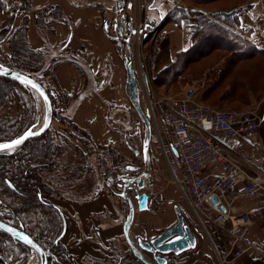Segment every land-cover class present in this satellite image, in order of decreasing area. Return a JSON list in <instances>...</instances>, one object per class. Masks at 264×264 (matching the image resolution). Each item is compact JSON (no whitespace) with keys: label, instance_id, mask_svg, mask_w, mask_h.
<instances>
[{"label":"rangeland","instance_id":"374dc122","mask_svg":"<svg viewBox=\"0 0 264 264\" xmlns=\"http://www.w3.org/2000/svg\"><path fill=\"white\" fill-rule=\"evenodd\" d=\"M71 1L98 3L106 1V10H108V14L111 13L108 0ZM145 1L147 4L144 7L142 6V12L132 16L133 19L136 17L137 23L141 26L145 21L151 23L150 20H156V18L152 17L149 13L150 9L148 8L149 5L150 7H154L156 3H154L153 0ZM201 1L202 3L193 0H176L175 3H172L168 0H158L157 5H161L165 10L164 19L162 21L160 20L162 23L157 25L156 31L150 33L145 40H140V35L133 32L131 36L132 61L140 88V102L144 110H146L148 102L147 91L146 88L143 87L142 79L140 78V74H142L141 68H139L141 60L145 63L151 89H154L156 93L161 95H171L174 98L178 97L187 85L203 83L204 79V88L199 95L204 103L212 104L216 107L249 109L252 106L250 105L248 97L249 91L253 92L257 100L264 95V53L252 54L245 57L244 55L249 53L250 50H253L252 46L245 44L243 38L242 40H235L234 36L232 39L236 42L235 46L238 47V53L241 55H235L230 49L223 46V43L218 41L210 43L209 45L204 43L188 56L186 55L187 57L183 54L181 55V51L178 52L173 61L175 59L178 60L177 67H182V71L179 72V75L173 76L172 79L170 78L171 76H167L168 73L166 71H164V73L162 72L160 75L158 73L157 76H159L160 81L156 83L155 79L157 76L153 77L154 68H158L162 63L167 61L170 55V50L165 49V52H163L161 49L163 34L160 35L159 33L165 26L164 22L171 20L174 16L182 18L184 13L182 11L187 9L185 10L188 13L187 17L195 15L192 20V23H194L199 14L204 12L202 9L197 10L196 8L208 10L230 9L232 6L246 3L251 0ZM209 18L218 21L215 17ZM105 20L112 22L113 17L105 18ZM218 23L231 29L230 26L221 21ZM147 29L149 30L150 27ZM113 32L114 31L111 29V34H109L114 35ZM123 32L125 31L123 30ZM237 33L239 34V32ZM239 35L241 36V34ZM121 37L113 40L117 50V58L116 62L113 64V70L116 73L118 70L124 69V76L122 77L120 74L121 72L118 71L116 73V79L114 80L113 78L111 80V84L114 85L119 76L120 91L116 97L118 98L117 103H111L109 105L111 106L109 118L111 121V128L113 129V139L106 144H97L92 138L89 130L87 131L90 135L85 129L83 132H80L73 126L72 123L74 122L72 118H70L71 98L58 88L54 82L53 69L59 55H49L48 52L40 61L26 63L25 60H23L25 57L20 56L14 48H9L10 55L8 53L5 56L4 53H0V62L2 64L9 67L11 66L15 69L25 68V70H28L29 74L38 80L46 90L48 89L50 93L53 105V118L48 130L43 133L44 135L42 134L43 136H40L41 138H50L54 145L60 147L61 153L59 161L53 171H42V175L46 181L48 180L51 182L49 185L51 190L44 198L58 205L68 221V231L60 240V244L62 245L64 243L67 244L68 239L71 237L70 231L74 229L75 224H73V227L72 224H70L74 216V209L78 208V210L86 213L90 210L91 205L96 207L97 202H99L97 201L91 205L88 203L89 210L85 209L86 207L84 205L77 206L86 198L98 195L104 198V195L106 197L108 195L112 196L110 197L112 200H121L123 203V213L120 222L124 224L130 210V205L126 198L121 196L123 192V185L119 183L123 177L121 173H131V166L141 170L145 169L142 147L147 131L126 92L125 81L127 74L123 57L125 54H129V48ZM163 40L168 44L167 38ZM61 46L62 44H60V47ZM29 51L30 49H28L27 52L29 53ZM56 53L58 52H55V54ZM147 53L150 54V62L145 57ZM155 62H158L157 66H155ZM83 66L87 69V65L83 64ZM14 80L19 82V84L13 85V89L6 95L5 103L0 104V138H4L2 141L16 138L30 127L37 129L43 124L46 116L45 102L39 92L20 80ZM204 89H207L206 92H204ZM64 118L68 119L69 122H64ZM151 125L152 139L149 148L150 168L143 189L148 193L150 200L149 208L143 211V213L149 212L155 214L160 211L159 214H162V216L169 213V228V226H172L177 221L174 204H180L179 206L184 216H186L185 223L190 226L194 235L198 237L197 232L199 230L201 233V226H210L211 223L206 219L205 221H200V219L203 218L192 208L187 199L188 194L185 186L179 183V179L181 178L180 166L170 150V140L167 134L160 128L159 124H155L153 120H151ZM38 137L30 138L18 148L3 151L2 153H13L21 149L29 140ZM92 142L96 143V145H93ZM29 145L30 142L26 148H24L25 151L28 149ZM136 151H138L137 154ZM31 165L38 166L39 163L34 161ZM0 193L3 201L0 202V214L2 213L1 215L9 217L12 212L11 207L8 205V193L5 191ZM126 193L133 202L135 213L137 212V214H140L141 211L138 208L135 193ZM101 194H103V196ZM24 220L26 221L25 224H27L28 229L34 232L37 237L41 238L42 241L47 244L48 239H45L46 232L43 230L39 220L36 219V217H29L28 220L25 218ZM3 233L2 231L0 232V254L3 256V259L0 260V264H40L41 259L39 254L31 246L23 247ZM58 233L59 231L56 232L57 235ZM122 237L125 241H121L122 239L112 241L114 249H116L119 254L117 258L120 260L122 256L126 254L129 256L131 254V248L125 239L124 233ZM133 242L135 245H138V239H135ZM66 244L64 245L67 247ZM113 247L111 243L109 249H113ZM117 247L122 248V250ZM63 248L64 247H62V249ZM46 251L49 257L51 253L47 249ZM58 251L62 252L60 250ZM140 252L142 255L141 257L146 259V261L156 263L154 254L146 252L143 249H141ZM117 258H115L114 264L121 263ZM72 259L75 262L73 256ZM93 261L98 263V259H94Z\"/></svg>","mask_w":264,"mask_h":264},{"label":"crops","instance_id":"0c3cea01","mask_svg":"<svg viewBox=\"0 0 264 264\" xmlns=\"http://www.w3.org/2000/svg\"><path fill=\"white\" fill-rule=\"evenodd\" d=\"M4 1L9 7L21 2V0ZM157 1L153 0L156 3L154 7L148 6L149 13L156 18V20H150L151 23H149L154 26L160 25L164 19L165 8L157 5ZM168 1L175 3L176 0ZM105 2L32 0L31 10L25 13H4L0 9V31L11 28L8 36L0 42V53H4L5 56L8 53L10 55L11 42L23 33V41L27 50L45 49V55L48 52L49 55H59L57 59L55 58L54 82L71 98L70 118L80 128L89 130L97 144H106L113 139V129L109 118L111 106L109 105L117 103L120 80L118 76L114 85L111 84V80L116 79L118 71L121 72L122 77L124 76V69L116 70V73L113 70L117 50L114 39L108 36L103 27L105 18L114 17L116 5L112 0H108L111 9V13L108 14L107 2ZM126 3L127 10L126 8L125 10L132 16L142 12V6L147 4L145 0H126ZM245 6L247 3L242 5L243 8ZM43 9L47 10L45 14L40 12ZM194 16L183 18L184 20L171 19L164 22L165 26L159 34H163V39H168V44L162 39L161 49L163 52L165 49L170 50V55L167 61L158 68H154L153 77L169 66L178 52L190 47L189 25ZM240 20L241 30L237 32L241 34L245 44L250 43L257 51L263 53L264 0L249 1V7L244 10ZM60 44H62L61 47ZM55 52L58 53L55 54ZM148 60L150 62V58ZM78 63L87 65L88 70L86 69L85 74L79 70ZM157 65L158 62H155V66ZM204 83L205 79L203 83L196 85L203 88ZM201 90L198 96L202 101L199 95ZM248 97L252 105L249 110L256 111L262 117V123L257 139L250 146L238 145L233 158L242 162L247 171L256 179L264 181V95L257 100L253 92L249 91ZM169 147L172 152L170 145ZM245 160L248 162L246 163ZM110 197L112 196L104 195V198H101L98 195L86 198L77 206L84 205L85 209H88V203L91 205L97 201L101 202H97L96 207L91 205L86 213L78 208L74 209L70 224L72 227L73 224L75 226L74 229L71 227V237L67 244H64L67 245L69 253L75 259V264H114L115 258L118 257L116 249L113 245V249H109V245L112 241L123 238V223L120 222L123 203L119 199L112 200ZM187 199L192 206L189 198ZM159 213L160 211L155 214L143 213V211L137 214L136 212L129 230L131 239L133 241L139 238L151 240L167 229L170 214L162 216ZM199 214L203 218L200 221H205L204 215ZM184 219L186 222V216ZM227 229L228 227L223 228L213 223L210 226L202 225L201 233L199 230L197 232L196 247L179 255H172L168 264H221L228 251ZM249 239L256 247L264 248V218H256L253 221ZM118 249L122 250V248ZM94 259H98V263L94 262ZM235 264H264V258L253 250L245 253Z\"/></svg>","mask_w":264,"mask_h":264},{"label":"built area","instance_id":"2783aa9c","mask_svg":"<svg viewBox=\"0 0 264 264\" xmlns=\"http://www.w3.org/2000/svg\"><path fill=\"white\" fill-rule=\"evenodd\" d=\"M119 2L113 0L116 9ZM123 14L130 15L120 5L115 16ZM133 28L139 39L145 40L157 26L148 30L146 21L141 26L135 17ZM123 30L121 36H126L127 28ZM145 57L149 59L150 54ZM139 68L147 91L145 111L170 140L173 156L180 166L179 183L185 186L198 213L210 223L228 227V251L221 264H235L253 250L264 258V248L256 247L249 239L253 221L264 218V181L256 179L242 162L233 158L238 145L250 146L257 139L262 117L254 110L204 103L198 96L202 89L199 85H187L175 98L158 94L150 87L144 61L141 60ZM213 196L216 204L211 199Z\"/></svg>","mask_w":264,"mask_h":264},{"label":"trees","instance_id":"16d2710c","mask_svg":"<svg viewBox=\"0 0 264 264\" xmlns=\"http://www.w3.org/2000/svg\"><path fill=\"white\" fill-rule=\"evenodd\" d=\"M193 1H199L202 3L201 0ZM246 3L247 6L243 8L242 5ZM246 3L237 4L235 6H232L230 9L208 10L200 8L204 12L202 14H199L197 20L189 25L190 47L187 50L181 51L180 54L188 56L194 50L198 49L201 44L205 43L209 45L210 43H215L218 41L223 43L222 45L230 49V51H232V53H234L235 55H241L238 53V47L235 46L236 42H234V39H232V37L234 36L235 40H242V37L237 33V31L241 30V15L244 10L249 7V1ZM31 7L32 0H21L20 3L12 5L10 7L7 6L4 0H0V9L4 13H25L31 10ZM40 12H42V14H45L47 10L43 9L42 11L40 10ZM182 12H184L182 18L187 17L188 13L185 10ZM209 17H215L218 21L211 20ZM182 18L174 16L172 19L180 20ZM220 21L230 26L231 29L226 28L222 24L218 23ZM10 29L11 28L0 31V42L3 41L6 36H8V34L10 33ZM11 44L12 49H16L20 56L25 57L23 60H25L26 63L40 61L44 58L43 56H45L46 53L45 49L30 50L28 53V50L25 48V44L23 41V33H21L19 37L14 39ZM247 44L252 46V44L250 43ZM252 48L253 50H250L249 53L244 55L245 57L252 54H260V51H257L253 46ZM177 63L178 60L175 59L169 66L160 71L159 75L162 72L164 73V71L168 73L167 76H171V79L173 76L179 75V72L182 71V67H177ZM78 68L83 74H85L86 68H84L83 64L78 63ZM16 69L29 74V71L25 70V68ZM155 80L156 83L157 81H160L159 76H157ZM15 84L18 85L19 82L11 78L0 76V104L5 103L7 93H9L13 89V85ZM206 90L207 89H204V92H206ZM47 91L49 93L48 89ZM63 121L69 122V120L66 118H64ZM72 124L78 131H84V129L80 128L75 122ZM87 133L90 135L88 131ZM43 138L44 137L41 138L40 136L36 139L29 140L24 146L21 147V149H18L13 153H0V192L5 191L6 193H8V205L11 207L12 212L9 217L1 215V213L0 220L7 222L13 226L20 227L27 233L32 235L45 250L47 249L51 253V255L48 257V264H69L71 262V264H75L74 260L72 259V255L66 249L67 247L64 244H60L61 239L59 238V236L61 235V232L64 228L63 219L65 218L67 221V218L64 217L65 215L60 212V207L44 198V196L51 190L49 186L51 182L48 180L46 181L42 173L53 171L54 167L59 161L61 149L59 146L54 145L51 142L50 138ZM2 140H4V138H0V142H2ZM29 142L30 145L25 151L24 148H26ZM92 144L96 145V143L94 142H92ZM34 161L36 163L38 162L39 165L32 166L31 164ZM0 202H3L1 193ZM29 217H36V219L39 220L43 227V230H45L46 232L45 239H48L47 244H45V242L42 241L41 238L37 237L34 232L28 229L27 224H25L26 221L24 219L26 218L28 220ZM57 231H59L58 235L56 234ZM3 234L7 235L6 233ZM7 236L12 240H15L16 243L21 244L23 247L28 246L27 244L16 240L9 235ZM111 243L113 245V242ZM62 247L64 248L62 249ZM58 250L62 252H59ZM130 250L131 254L129 256L126 254L121 257V260L116 257L121 261L120 264H148L142 258L137 256L132 251V249ZM172 255L174 254L168 255V259H170ZM2 259L3 256L0 254V260Z\"/></svg>","mask_w":264,"mask_h":264},{"label":"water","instance_id":"95a60500","mask_svg":"<svg viewBox=\"0 0 264 264\" xmlns=\"http://www.w3.org/2000/svg\"><path fill=\"white\" fill-rule=\"evenodd\" d=\"M125 7H126L125 4H123L122 9L125 10ZM104 29L111 39L120 38L118 36H113L109 34L110 25L106 22H104ZM127 29L129 30V34L126 37L125 36L121 37L122 40L126 43L127 47L129 48V54H125L123 57L125 70L127 74L126 81H125V88H126L128 98L133 104L140 119L143 121L146 127V131H147L146 138L143 142V147H142V154H143V160H144V166H145L144 172L142 173V175H140L137 178H130L129 181L137 182V191H136L135 197L137 199L139 210L144 211L149 208L148 193L143 192L142 190L145 187L144 177L147 175V173L149 172V168H150L149 167V148H150V142L152 139V125H151L149 115L143 109L141 102H140V93H139L140 88H139L138 81L136 79L135 67L132 61L133 57H132V51H131L132 49L131 36L134 32L132 23L128 24ZM119 32L121 34L122 31L120 30ZM0 76L20 80L21 82L32 87V84L27 83V81H31L33 84L38 86V88H35V87L33 88L36 89L39 92V94L42 96L45 102V106H46V116L43 121V124L40 127H38L37 129L30 127L20 136L7 140V141H2L0 142V144H10L12 141H15L19 139L20 137L25 136L29 131L33 133H38V134L28 136L23 141V143L26 142L30 138L38 137L42 135L44 132H46L48 128L50 127L52 118H53V105H52L50 95L48 91L46 90V88L31 75L21 72L7 65H4L2 63H0ZM17 77H20L23 79H18ZM45 96L47 97V100H45ZM45 124H47V127H45ZM23 143L15 146V148H18ZM7 150H11V149L0 150V153L3 151H7ZM134 168L136 167L131 166L130 169H134ZM122 196L127 198L130 203V210L123 224V231H124L125 239L128 245L130 246V248L132 249V251L136 253L140 258H142L146 263L148 264H168L169 260L167 258V255L169 254L179 255L191 248L196 247L197 237L192 232L190 226L185 223L184 214L180 206L177 204L174 206L175 211H176L177 221L172 226L165 229L164 231H162L160 234H158L156 237L152 238L151 240H144L142 238H139L138 245H135L132 242V239L129 234L130 226L134 219L135 207L132 203V200L129 198V196L125 192V190L122 193ZM211 199L214 204L217 203V200L214 196ZM66 229H67L66 222L64 221V229H63V232L60 238L65 234ZM0 231L6 233L7 235L11 237H14L15 239L27 244L28 246H31L39 254V257L41 259L40 264H48L47 251L40 245V243L32 235L27 233L24 229L13 226L7 222L0 220ZM25 237H27V240L25 239ZM28 240H30L31 243H28ZM141 249H143L146 252H150L154 254L156 263H150L146 261V259L141 257L142 256L140 252Z\"/></svg>","mask_w":264,"mask_h":264},{"label":"flooded vegetation","instance_id":"af4514ba","mask_svg":"<svg viewBox=\"0 0 264 264\" xmlns=\"http://www.w3.org/2000/svg\"><path fill=\"white\" fill-rule=\"evenodd\" d=\"M123 4H125V6H126V0H123V1H120L119 3H118V6H117V9H116V11L118 12V10L120 9V5L121 6H123ZM126 8V10H127V7H125ZM125 10V12L126 13H128L127 11ZM132 17V15H127V14H123V15H121L120 17H118V18H116V16H115V14H114V17H113V21L112 22H108V21H104V22H106V23H108L109 25H110V30L112 29L114 32V35L113 36H120L121 37V34H120V30L121 31H123V29L124 28H127L128 27V24L129 23H132V27H133V21H134V19H133V17ZM104 22H103V27H104ZM146 25H148V23L146 22ZM120 29V30H119ZM122 33V32H121ZM129 34V30L127 29V34H126V36ZM125 36V37H126ZM115 40V39H114ZM137 152V151H136ZM137 154V153H136ZM131 171V173H127V174H125L122 178H121V180L119 181V183H121L123 186H122V189H123V192H124V190H125V192H129V193H131V192H134L135 193V196H136V187H137V182L135 181V182H130L129 181V179L130 178H137V177H139L140 175H142V173L144 172V170H141V169H137V167L136 168H134V169H131L130 170ZM148 174L149 173H147V175L144 177L145 179H146V177L148 176ZM119 179H120V177H119ZM145 184H146V181L144 182ZM143 192H146V191H144V190H142ZM122 192V193H123ZM147 193V192H146ZM122 196V195H121ZM131 199V198H130ZM126 200L128 201V203H129V200L126 198ZM150 200V199H149ZM133 203V202H132ZM129 205H130V203H129ZM58 206V205H57ZM59 207V206H58ZM60 212L63 214V215H65L63 212H62V210H60ZM65 217V216H64ZM64 221L66 222V227H67V221H66V219L64 218ZM64 229V228H63ZM63 232V231H62ZM64 236V235H63ZM62 236V237H63ZM61 237V238H62ZM60 238V237H59ZM60 238V239H61ZM170 255V254H169ZM168 256V255H167ZM168 258V257H167ZM169 260V259H168Z\"/></svg>","mask_w":264,"mask_h":264},{"label":"snow or ice","instance_id":"6c2138e0","mask_svg":"<svg viewBox=\"0 0 264 264\" xmlns=\"http://www.w3.org/2000/svg\"><path fill=\"white\" fill-rule=\"evenodd\" d=\"M18 79H23V78H20V77H17ZM28 84H32V87H35V88H38L37 85L33 84L31 81H27ZM43 94V93H41ZM45 100H47V97L45 96ZM45 127H47V124H45ZM38 133H33L31 131H29L25 136H22L20 137L19 139L15 140V141H12L10 144H0V150H3V149H11V150H14L15 149V146L23 143V141L28 137V136H31V135H36ZM25 239L27 240V237H25ZM28 243H31L30 240H28ZM194 246V245H193Z\"/></svg>","mask_w":264,"mask_h":264},{"label":"bare ground","instance_id":"6f19581e","mask_svg":"<svg viewBox=\"0 0 264 264\" xmlns=\"http://www.w3.org/2000/svg\"><path fill=\"white\" fill-rule=\"evenodd\" d=\"M133 242V241H132Z\"/></svg>","mask_w":264,"mask_h":264}]
</instances>
